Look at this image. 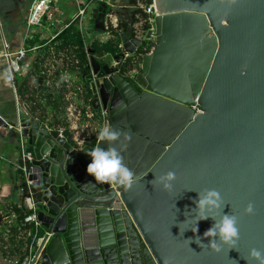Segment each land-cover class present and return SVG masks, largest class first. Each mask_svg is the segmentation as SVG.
I'll use <instances>...</instances> for the list:
<instances>
[{"label":"water","instance_id":"water-1","mask_svg":"<svg viewBox=\"0 0 264 264\" xmlns=\"http://www.w3.org/2000/svg\"><path fill=\"white\" fill-rule=\"evenodd\" d=\"M154 2V43L135 81L93 51L82 75L93 107L101 102L121 133L97 146L121 152L131 187L95 181L87 173L93 148H75L17 89L14 124L33 152L25 164L41 264H248L251 249L264 251V0ZM120 40L117 62L142 45L127 32ZM168 171L176 174L171 191L155 179ZM211 189L223 199L217 217H238L235 248L207 244L211 218L191 230L194 200Z\"/></svg>","mask_w":264,"mask_h":264},{"label":"built area","instance_id":"built-area-1","mask_svg":"<svg viewBox=\"0 0 264 264\" xmlns=\"http://www.w3.org/2000/svg\"><path fill=\"white\" fill-rule=\"evenodd\" d=\"M137 5L141 8L144 13L148 15L144 21H147L150 25L149 28L144 29L143 26L140 31H137L136 27L133 30L131 37L141 40L142 45L137 48L135 54L125 53L124 58L137 56L139 59V66L141 64V58L145 53H149L153 47L147 41V33L149 30H154V20L157 15V9L154 0L151 4H146L142 0H138ZM88 3H79V9L76 15L72 16L68 22L63 20L64 11L59 5L58 0H35L30 8L29 15L27 18V27L29 29H39L38 35L42 40H46L44 43H32L26 44L17 51H10L8 44L4 41L5 52L4 56L8 59L13 78V84L16 87V73L26 71L28 62L26 61L27 56L30 52L43 50L49 55L46 60L51 58L47 63V66H43L40 71L32 75L31 83L29 82V91L36 94L37 97L41 96L45 100L49 99L60 100V107L62 109V115L59 123L54 124L57 129L61 131V134L66 136L73 146L77 149L85 147H92V143H96L93 148L97 147L98 143V132L103 127L109 128L107 119V112L101 105L99 109H95L92 103H85L83 93L85 91L84 83L79 78H74L71 72L78 63L79 59L75 53L74 46H61L59 36L68 27L72 25L78 19L86 13ZM109 21H105L104 28L108 31L111 27L116 28L118 26V18H114L109 15ZM142 22V21H141ZM143 23V22H142ZM82 21L78 22V28L80 29L83 39L84 48L87 51L90 46V42H87L88 38L85 37L82 29ZM48 33V34H47ZM28 39L33 40L31 34H28ZM60 41V44L59 42ZM58 45V47H56ZM60 45V46H59ZM47 46L48 50L44 48ZM151 46V47H150ZM120 49L122 44L119 45ZM141 47L143 50L140 51ZM91 53L88 52V63L90 62ZM97 58V57H96ZM101 58H110L109 64L114 66L117 65L114 60V56L110 53H106ZM98 59V58H97ZM103 64V63H102ZM30 68V67H29ZM60 95V98H57ZM36 97V98H37ZM55 111V113H57ZM0 119L7 121L8 126L5 127L0 125V130L15 131L19 137L18 142V153L19 163L18 169L23 171L26 188L24 190V201L20 204L26 211L24 221L18 227V239L25 241L23 255L18 264H41V254L36 257L38 244L42 240L39 235L40 222L37 218L36 213V190L33 185V180L29 179V173L25 162L28 159L33 158V152L29 148L27 141L21 137V127L16 126L10 121L4 114L0 112ZM47 122V121H46ZM50 123V122H47ZM16 215L13 214L12 218ZM11 220H9L10 222Z\"/></svg>","mask_w":264,"mask_h":264},{"label":"crops","instance_id":"crops-1","mask_svg":"<svg viewBox=\"0 0 264 264\" xmlns=\"http://www.w3.org/2000/svg\"><path fill=\"white\" fill-rule=\"evenodd\" d=\"M58 1L66 15V17H63V20L65 19L67 22L70 20L67 15L74 16L78 12L79 3H88L86 13L81 19L74 22L77 26L80 21H82V26L86 24L85 16L87 13H90L89 19H97V16L100 14L99 12L95 16L99 6V4L95 2L97 0ZM98 1L101 2L102 0ZM34 2L35 0H0V108L4 110H8V107L17 110V89L19 92V87L26 79L29 85V82L31 83L32 81L29 73L32 75H34V73L38 74V71H40L44 65L47 66V63L51 60V58L46 60L49 54L47 52L45 53L43 50L30 52L26 58L30 68L27 67L26 71L15 74L16 82H18L19 85L18 88L17 84L16 87L14 86L9 61L3 55L5 52L4 41L8 44L10 51H17L26 44L44 43L46 41L39 37V29H29L27 27V18ZM96 31L98 32V30ZM104 31L105 30H103V32ZM105 32L108 36L106 38H100V35V37H98L99 40L107 41L112 36L111 32ZM28 34H31L33 38L30 39L33 40L28 39ZM60 41H58L59 44ZM56 47H58V45ZM44 48L48 50L47 46ZM72 74L74 78H77L74 73ZM36 97V94H32L28 90L24 91V98L22 100L28 104L30 108L31 105L35 107L36 111H33L35 116L40 118L43 122L47 121L53 124L59 123L60 117H55L53 112L55 113L54 109L60 107V100L50 101L49 99L45 100L41 96ZM46 114H48V116H46ZM0 135V264H18L24 252V245L15 248L16 246L8 241L10 228L8 225L9 218L7 216L8 210H10L13 204H21L24 201V190L18 179L19 153L16 141L17 134L15 131L0 130ZM15 195L18 196L17 200L14 198Z\"/></svg>","mask_w":264,"mask_h":264},{"label":"clouds","instance_id":"clouds-1","mask_svg":"<svg viewBox=\"0 0 264 264\" xmlns=\"http://www.w3.org/2000/svg\"><path fill=\"white\" fill-rule=\"evenodd\" d=\"M120 136L119 131L103 127L99 130L97 138L100 142H116ZM87 154L92 158L87 166V173L93 176L95 181L100 183L115 182L122 186H132L134 173L123 163L121 152L113 144H109L106 148L97 146ZM155 179L164 190L171 191L176 180V174L173 171H168ZM194 203L196 207L192 209L194 215L191 217L195 226L191 230L194 233L198 232V222L211 218L214 223L203 234L204 238L209 240L207 244L217 252L221 251L225 245L235 248L240 239L238 217L224 214V212L217 217L216 213L221 210L223 204L221 194L214 189L204 190L198 192V199L194 200ZM247 211H252L251 205ZM199 238L201 244H205L201 237ZM245 260L248 264H253V262L264 264V251L253 248Z\"/></svg>","mask_w":264,"mask_h":264},{"label":"trees","instance_id":"trees-1","mask_svg":"<svg viewBox=\"0 0 264 264\" xmlns=\"http://www.w3.org/2000/svg\"><path fill=\"white\" fill-rule=\"evenodd\" d=\"M146 4H151L152 0H142ZM138 0H129V4L131 6L136 7L137 6ZM104 3V2H103ZM101 3V6L102 4ZM146 19L148 15L144 13V11L141 8H134L132 11V18L131 21H125V20H120L118 26L116 28L111 27L108 29L109 32H111L112 36L107 40V41H101L99 39L92 40L90 43V46L88 47V51L85 50L84 48V39L83 35L78 28V26L74 23L68 28H66L61 35L59 36V40H61V46H74L75 53L77 58L79 59V63L72 68L71 72L76 75V77L79 78L80 81L84 83V88L85 91L83 93V98L85 103H92V100L94 98L92 94V90L89 86V84L85 81V79L82 77L84 73L89 72V65H88V52L93 51V55L97 58H100L102 55L106 53H110L112 55L117 54L120 51V33L121 32H127L130 36L134 35L133 30L131 29V26L134 25L136 22L139 21V17ZM96 19L94 18L93 21ZM143 28L147 29L150 27L147 21H144L143 23ZM151 47V46H150ZM143 50V47H141L140 51ZM134 58H130V62H132V66L139 67V59L137 56H133ZM129 62V63H130ZM129 63L127 62L125 65L121 66L122 71H126L127 68L129 67ZM29 86H28V81L27 79L24 80L23 84L19 87V93L21 95V98H24V91H28ZM49 100L51 99L50 96H48ZM60 98V95L57 97ZM31 108L33 111L35 110V107L31 105ZM4 109L0 108V112L4 114ZM57 112V109H54ZM54 113V112H53ZM5 115V114H4ZM6 116V115H5ZM48 116V114H46ZM51 124H53L51 122ZM96 143H92V148L94 147ZM31 149V148H30ZM18 179L20 180L21 186L23 189L26 188V182L24 178V174L22 170L18 171ZM26 211L20 204H13L8 210V218L11 220L8 225H9V230H10V236L8 238V241L11 242L12 245L15 246H21L25 245V241L18 239V227L21 225V223L24 221ZM15 214L16 216L12 218V215Z\"/></svg>","mask_w":264,"mask_h":264},{"label":"rangeland","instance_id":"rangeland-1","mask_svg":"<svg viewBox=\"0 0 264 264\" xmlns=\"http://www.w3.org/2000/svg\"><path fill=\"white\" fill-rule=\"evenodd\" d=\"M95 2H97L99 4L98 10L101 9L100 14L97 16V19L95 21H93L94 19H89L90 13H87V15L85 16L86 24L84 26H82V24H81L82 29H83V33L88 38L87 42H90V41L95 40V39H99L98 37H100V35H101L100 38H106L108 36V34L105 32L107 30L104 28V25H105L104 23H105V21H109V19H110L109 15L112 14V16L114 18L115 17L118 18V23H119V19L125 20V21H131L132 11L134 10V8L139 7L138 5L136 7L131 6L129 4V0H102L101 2L102 3L104 2L102 4V6H101V2H99L98 0ZM104 4L107 5L106 10L103 8ZM60 7H61V5H60ZM104 10H105V12H104ZM64 16L66 17L65 13H64L63 17ZM67 17L71 18L72 16L67 15ZM137 17H139V21L136 22L134 25H132L131 29L134 30L135 26L137 25L136 27H138V28H136V30L140 31V29L142 28V25L144 23V19L140 18V16H137ZM64 21H65V19H64ZM65 22H67V20ZM96 30H98V32ZM103 30H105V31L103 32ZM96 36H97V38H96ZM109 59L110 58H101V57L98 58L99 62H101V63L102 62L108 63ZM8 108H10V107H8ZM3 111H4V114L6 115V117L10 121H12V122L15 121V118L13 116V113H14L13 108H10L9 110L6 109ZM53 114L55 115V117H58L59 115L61 116L62 115V109H59V112L53 113ZM0 137H1V135H0ZM16 141L18 144V141H19L18 135H17ZM14 198H15V200H17L18 196L15 195ZM15 248H19V246H16ZM22 255H23V253H22Z\"/></svg>","mask_w":264,"mask_h":264},{"label":"flooded vegetation","instance_id":"flooded-vegetation-1","mask_svg":"<svg viewBox=\"0 0 264 264\" xmlns=\"http://www.w3.org/2000/svg\"><path fill=\"white\" fill-rule=\"evenodd\" d=\"M148 40L149 41H147L150 45H152L153 43H154V40H153V37H151V38H148ZM113 56H115V55H113ZM130 58H134L133 56L132 57H128V58H124V59H122L120 62L118 61L117 62V60L115 59V57H114V60L116 61V63H117V66L120 68V72L124 75V77L125 78H127V79H129V80H133V81H135V77L138 75V73L140 72V66L137 68V67H135V66H132V62L133 61H129L130 60ZM111 61H108V63H110ZM129 63V67L127 68V70L126 71H122V69H121V66H123V65H125L126 63ZM103 64L104 63H106V62H102ZM100 105H102L101 104V102H100ZM103 106V105H102Z\"/></svg>","mask_w":264,"mask_h":264}]
</instances>
